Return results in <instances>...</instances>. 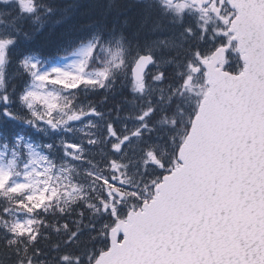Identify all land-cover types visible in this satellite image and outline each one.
<instances>
[{"label":"snow or ice","instance_id":"6c2138e0","mask_svg":"<svg viewBox=\"0 0 264 264\" xmlns=\"http://www.w3.org/2000/svg\"><path fill=\"white\" fill-rule=\"evenodd\" d=\"M0 264H264V0H0Z\"/></svg>","mask_w":264,"mask_h":264},{"label":"trees","instance_id":"16d2710c","mask_svg":"<svg viewBox=\"0 0 264 264\" xmlns=\"http://www.w3.org/2000/svg\"><path fill=\"white\" fill-rule=\"evenodd\" d=\"M78 2H76V3H82V2H89V0H77ZM72 4H75V3H71L70 5H72ZM66 5H68V4H66Z\"/></svg>","mask_w":264,"mask_h":264},{"label":"rangeland","instance_id":"374dc122","mask_svg":"<svg viewBox=\"0 0 264 264\" xmlns=\"http://www.w3.org/2000/svg\"><path fill=\"white\" fill-rule=\"evenodd\" d=\"M82 3H85V2H82ZM70 5V4H69Z\"/></svg>","mask_w":264,"mask_h":264}]
</instances>
